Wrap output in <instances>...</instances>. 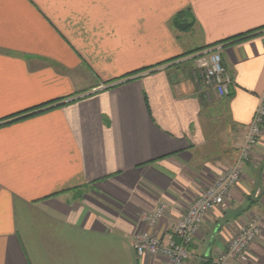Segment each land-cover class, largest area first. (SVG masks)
Returning <instances> with one entry per match:
<instances>
[{
  "label": "crops",
  "instance_id": "obj_1",
  "mask_svg": "<svg viewBox=\"0 0 264 264\" xmlns=\"http://www.w3.org/2000/svg\"><path fill=\"white\" fill-rule=\"evenodd\" d=\"M217 44L224 97L196 77ZM263 91L264 0H0V264H149L134 236L234 164ZM250 212L264 264V132L192 253L215 257Z\"/></svg>",
  "mask_w": 264,
  "mask_h": 264
},
{
  "label": "built area",
  "instance_id": "obj_2",
  "mask_svg": "<svg viewBox=\"0 0 264 264\" xmlns=\"http://www.w3.org/2000/svg\"><path fill=\"white\" fill-rule=\"evenodd\" d=\"M221 49L222 46L217 44L203 51V61L196 77L207 89L224 97L229 94L232 79L222 61ZM263 132L264 91L259 96L253 119L238 148L234 164L221 168L191 200L177 221L161 235L150 231L136 233L133 247L141 262L149 258V264H253L250 245L261 233L260 217L254 212L245 216L242 224H235V231L215 257L193 254L190 248L206 217L225 206L232 188L240 182L243 163L251 159L252 151L260 142ZM167 210L166 203L159 201L154 209L142 216V220L153 227L165 217Z\"/></svg>",
  "mask_w": 264,
  "mask_h": 264
},
{
  "label": "trees",
  "instance_id": "obj_3",
  "mask_svg": "<svg viewBox=\"0 0 264 264\" xmlns=\"http://www.w3.org/2000/svg\"><path fill=\"white\" fill-rule=\"evenodd\" d=\"M172 23L174 24V26L176 28H178L180 30H183V31L189 30L191 28V26H192V22L187 21L184 18V14L182 12L177 13L172 18ZM203 48H205V47L197 48V49H195L193 51H190L188 53H185L184 55L189 54V53L194 52V51H197V50H202Z\"/></svg>",
  "mask_w": 264,
  "mask_h": 264
},
{
  "label": "rangeland",
  "instance_id": "obj_4",
  "mask_svg": "<svg viewBox=\"0 0 264 264\" xmlns=\"http://www.w3.org/2000/svg\"><path fill=\"white\" fill-rule=\"evenodd\" d=\"M207 185H208V184H207ZM207 185H206V186H207ZM206 186H205V187H206ZM200 192H201V191H200ZM200 192H199V193H200ZM224 207H225V206H224ZM222 208H223V207H222ZM240 224H242V222H241V221H239V225H240ZM236 225H238V224H236ZM236 225H235V224H233V228H230V229H229V232H230V233H228V234H227V236H228V237H230V236L233 234V232L235 231V229H234V228L236 227ZM225 241H227V239H226V238H225Z\"/></svg>",
  "mask_w": 264,
  "mask_h": 264
}]
</instances>
